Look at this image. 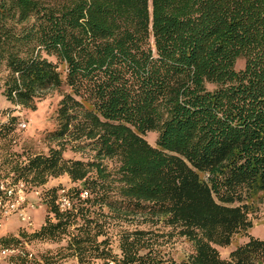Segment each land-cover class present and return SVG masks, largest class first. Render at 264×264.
Segmentation results:
<instances>
[{"label":"trees","instance_id":"obj_1","mask_svg":"<svg viewBox=\"0 0 264 264\" xmlns=\"http://www.w3.org/2000/svg\"><path fill=\"white\" fill-rule=\"evenodd\" d=\"M2 73V111L61 93L45 151L16 147V117L0 133L1 165L42 187L31 237L57 246L37 260L264 264L247 234L264 203V0H0ZM174 237L192 246L178 262L162 249Z\"/></svg>","mask_w":264,"mask_h":264},{"label":"rangeland","instance_id":"obj_2","mask_svg":"<svg viewBox=\"0 0 264 264\" xmlns=\"http://www.w3.org/2000/svg\"><path fill=\"white\" fill-rule=\"evenodd\" d=\"M4 73L0 74V109L7 108L9 102L2 95V82H3ZM61 98V93L55 90H50L45 93L44 97L37 102L35 110L27 109L21 107L20 112L23 114L26 128L16 130V138L18 142L16 147L27 146L32 148L35 152L45 151L46 145L43 139V135L48 129L55 127L56 122L53 117V111L55 110L58 101ZM156 134L151 132L148 134L147 140L151 145H154ZM1 145V143H0ZM3 146H0V165L3 162L5 151H3ZM88 149H80L77 153L73 154V151H69L72 156L77 158H83L92 153H88ZM114 162V161H113ZM115 163V162H114ZM5 164L0 166V175H8V169ZM29 179H27L28 181ZM52 185L65 186L66 188L70 185L69 178L66 174L61 175L57 178H49L48 182L44 184L43 187L49 188ZM31 201H36V198L32 193L29 194ZM41 206L36 209L29 210L28 215L31 216L33 225L26 228L24 223L17 217L11 216L9 219L2 222L0 226V238L4 235L15 236L17 239H22L27 242L28 248L31 249L35 255L40 256L45 254L48 250H53L57 244L49 241H41L33 239L31 234L38 230L44 221V201H40ZM256 210L249 214V219L252 222V227L248 230V235L255 238L264 240V203L257 204ZM137 220H141V217H138ZM138 224V223H137ZM141 226H144L143 224ZM146 226V225H145ZM22 233H26V236H23ZM247 235H237L234 237L232 243L227 247H220L219 252L222 257H227L229 251L233 250L237 245L244 243L248 240ZM165 240V239H163ZM161 241V240H160ZM163 252L166 253V256L172 257L176 262L180 261L182 258H185L191 250L192 246L186 242L181 237H174L170 241H165L162 244ZM63 264V263H62ZM99 264V263H93Z\"/></svg>","mask_w":264,"mask_h":264},{"label":"built area","instance_id":"obj_3","mask_svg":"<svg viewBox=\"0 0 264 264\" xmlns=\"http://www.w3.org/2000/svg\"><path fill=\"white\" fill-rule=\"evenodd\" d=\"M20 105H13L11 109L0 110V133L4 124L16 117V130L26 128V122L23 114L20 112ZM32 193L36 201H31L29 194ZM81 198H86L88 192L83 190L80 193ZM42 187L31 186L24 179H15L11 173L0 175V226L2 222L11 216H17L26 228L33 225L29 210L41 206ZM72 199L67 195V189L62 188L59 195L60 210H68L72 207ZM19 254L27 260V264H43L35 258V253L28 248L27 242L22 240L16 246H6L0 242V264H14L12 256ZM78 264V263H75Z\"/></svg>","mask_w":264,"mask_h":264}]
</instances>
